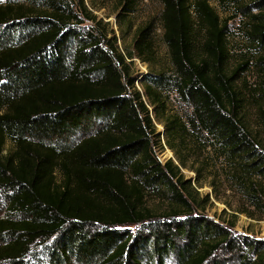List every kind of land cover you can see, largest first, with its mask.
<instances>
[{
    "label": "trees",
    "instance_id": "trees-1",
    "mask_svg": "<svg viewBox=\"0 0 264 264\" xmlns=\"http://www.w3.org/2000/svg\"><path fill=\"white\" fill-rule=\"evenodd\" d=\"M19 1L0 5V264H225V249L264 264V240L194 215L206 200L152 137L153 115L170 145L205 133L239 212L264 219V0H160L171 66L151 68L141 88L132 62L157 60L154 21L122 50L113 29L75 28L69 0ZM139 1L121 0L123 14ZM173 92L192 108L183 125L162 117ZM77 132L87 134L71 141ZM148 196L169 205L164 216Z\"/></svg>",
    "mask_w": 264,
    "mask_h": 264
},
{
    "label": "rangeland",
    "instance_id": "rangeland-1",
    "mask_svg": "<svg viewBox=\"0 0 264 264\" xmlns=\"http://www.w3.org/2000/svg\"><path fill=\"white\" fill-rule=\"evenodd\" d=\"M8 0H0V5H4ZM27 2V0H20L19 2ZM121 0H84L88 11L97 16V21L101 20V25L96 21L89 19L85 11H82L80 0H69L71 9L76 12L82 23L76 26L84 33L99 31L111 32L113 29L115 33H110L109 36L114 34L119 38L118 45L123 50L125 46L132 48L133 37L136 29L150 21L155 22V30L153 37L155 39V49L157 60L150 67L148 63L143 62L139 58H134L132 62V72L136 79V87L141 88V79L151 68L154 71L159 70L160 66L165 68L170 67L169 55L165 44L163 43V29L161 27V16L163 11V4L160 0H140L136 10L130 14H123ZM18 2V1H17ZM215 8L221 13L225 14L220 8L212 2ZM126 17V18H125ZM232 20L231 22H233ZM76 24V23H75ZM235 24V25H234ZM231 26V31L235 30L238 23L234 21ZM199 37L203 38V36ZM232 42L236 38L231 37ZM75 45L76 39L71 41ZM167 103V110L164 111L163 119L167 117H175L180 120L179 123H187L191 115L192 108L184 101H182L176 92L170 94V97L165 98ZM152 110V109H151ZM153 120L156 125V133L152 135L154 141V150L159 160L165 163L168 159H173L175 163L181 168L182 173L188 180L191 181V187L198 192V198L204 199L205 209L200 206L197 207L194 215H202L214 220L217 223L223 224L225 227L232 231V236L235 239L240 237H249L257 240H264V219L258 220L248 217L245 213L239 212V207L242 205L241 197L238 193L229 188V182L226 178L225 162L223 158L215 155L214 145L211 139L205 133H198L197 130H192L190 134L185 136V140L181 138L171 140L168 144L166 138L167 127L164 123L158 122L154 115ZM99 125L94 124V128ZM87 133L77 132L76 137L71 141H79ZM11 143L7 144V149H11ZM173 146V147H171ZM183 159L186 165L182 164ZM198 169H201L198 171ZM208 199V201H207ZM148 203L155 209L158 216H164L169 209L160 197L154 198L148 196ZM237 216V223L235 227H228V223ZM128 229L133 233L140 231L139 225H129L122 227ZM146 231V229H145ZM228 249L219 253V259L225 264H239L233 253H228ZM164 264H176V257L170 255L166 258Z\"/></svg>",
    "mask_w": 264,
    "mask_h": 264
}]
</instances>
